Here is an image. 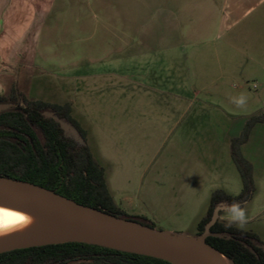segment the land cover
<instances>
[{"label": "rangeland", "instance_id": "374dc122", "mask_svg": "<svg viewBox=\"0 0 264 264\" xmlns=\"http://www.w3.org/2000/svg\"><path fill=\"white\" fill-rule=\"evenodd\" d=\"M108 1L96 6L92 15L82 8L61 9L64 14L59 16L57 30L39 41L34 61H28L20 78L21 87L27 98L75 99L76 115L87 128L96 154L114 171L119 189L114 197L126 216L145 217L155 228L173 234L197 236L196 225L210 195L203 183L182 193L177 189V195L174 192L179 179L172 172L180 173V147L190 143L188 133L193 134L203 121L235 137L249 116L264 112V54L244 55L250 40L228 39L234 33L230 29L195 46L179 45L169 54L171 59L165 53L134 55L125 44L135 41L111 37L123 31L128 38L133 35L134 8H117L113 0ZM215 50L230 52H219L220 62H216ZM186 52H191L187 61ZM119 66L123 86L97 79L85 96L88 70L108 73ZM240 95L245 97L243 106L233 103ZM64 128L69 136L75 135L67 125ZM241 149L252 164L255 181L251 199L242 206L250 217L242 228L256 230L264 239V123L252 127ZM232 167L216 188L223 186L235 195L241 180ZM122 196L129 197V205L120 200ZM142 198L152 213L146 211Z\"/></svg>", "mask_w": 264, "mask_h": 264}, {"label": "crops", "instance_id": "0c3cea01", "mask_svg": "<svg viewBox=\"0 0 264 264\" xmlns=\"http://www.w3.org/2000/svg\"><path fill=\"white\" fill-rule=\"evenodd\" d=\"M109 2L108 0H0V95H7L14 84L19 86L18 90L25 96L20 78L25 76L27 71L25 66L28 61H34L32 55L34 50H38L39 41L49 37L54 33V30H57L56 24L59 21V16L64 14L61 9L64 7H71L75 10L82 8L83 12H89L92 15L96 6ZM111 2L117 8H134V15L131 19L137 27L132 32L133 35L128 38L129 35H125L124 31L111 35L118 41L125 39L135 41L136 43L134 42L132 45L125 44L126 47L131 48L130 53L134 55L145 53L171 55L172 50L179 45L187 47L191 43L195 46L196 43L208 39V37H219V34H225L230 29H234V33L228 39L250 40L249 49L243 50L244 55L264 54V0H113ZM219 52L223 54L230 51L215 50L216 62H220ZM237 52L240 53V50ZM117 55H121V53H117ZM190 55L191 52H186L185 61ZM217 66H220L219 63ZM108 71V73H104L103 71L88 70L85 73L84 89H87L85 96L89 89L97 84V79L101 80V83L103 80L109 81L113 83L112 86H123L125 78L122 75V67L119 66ZM44 101L68 102L70 104L71 116L84 129L86 144L93 158L103 168L107 189L115 204L122 209L114 197V193L119 192L113 181L114 171L111 170V166L105 164L106 161L102 156L97 155L87 128L78 120L75 99L60 102ZM188 104L186 99V107ZM204 123V121L201 122V126L192 131L193 134L188 133V135L190 134V143L180 147V173L175 170L172 172L173 178L179 179L176 181L179 188L176 186L173 189L176 195L177 189L182 193L184 190H189L190 186L193 189L201 184L202 187V183L203 190L206 188L210 195L220 182H225L224 177L230 168L233 169L229 142L234 136L228 131L221 134L218 131V126H215V129L212 125L207 127ZM242 154L246 157L243 152ZM203 176L206 177L204 182L202 181ZM216 189L228 191L223 186ZM128 199L129 197L122 196L120 200L128 204ZM145 201L142 198V203L147 209L146 211L149 212L150 209ZM202 207L196 219L200 217ZM139 215L144 216L142 213ZM219 217H223V215L220 214ZM254 232L260 237L259 232L256 230ZM260 239L264 241L263 238L260 237Z\"/></svg>", "mask_w": 264, "mask_h": 264}, {"label": "trees", "instance_id": "16d2710c", "mask_svg": "<svg viewBox=\"0 0 264 264\" xmlns=\"http://www.w3.org/2000/svg\"><path fill=\"white\" fill-rule=\"evenodd\" d=\"M0 102L11 106L0 112V175L30 181L62 194L78 203L154 227L141 216H126L113 201L104 179L103 168L86 144L84 129L71 116L68 102L53 103L26 98L13 84ZM68 122L79 140L65 134L60 122ZM264 123V112L249 116L229 142V153L241 180V189L229 194L211 192L205 214L197 222L201 234L218 205L247 203L255 190L252 164L241 152L252 127ZM221 211H219V214ZM205 241L230 258L234 264H264V242L252 230L228 224L217 218ZM172 264L153 256L122 251L96 244L68 241L0 253V264Z\"/></svg>", "mask_w": 264, "mask_h": 264}, {"label": "water", "instance_id": "95a60500", "mask_svg": "<svg viewBox=\"0 0 264 264\" xmlns=\"http://www.w3.org/2000/svg\"><path fill=\"white\" fill-rule=\"evenodd\" d=\"M11 106L0 102V112ZM64 132V124L57 119ZM66 134V132H65ZM68 135V134H66ZM69 136V135H68ZM0 200L27 206L54 219L63 231L62 238L42 236L0 241V253L31 246L78 241L128 251L167 260L172 264H234V262L205 241L207 236H222L210 231L223 205L216 206L201 234L194 237L173 234L84 205L39 184L0 175Z\"/></svg>", "mask_w": 264, "mask_h": 264}, {"label": "bare ground", "instance_id": "6f19581e", "mask_svg": "<svg viewBox=\"0 0 264 264\" xmlns=\"http://www.w3.org/2000/svg\"><path fill=\"white\" fill-rule=\"evenodd\" d=\"M0 208H4L7 211L19 212L22 215H28L31 217V222L27 227L0 234V241L42 236H52L53 239H59L62 238V235L64 234L60 225L54 219H51L43 213L27 206L0 200Z\"/></svg>", "mask_w": 264, "mask_h": 264}, {"label": "clouds", "instance_id": "9594fccd", "mask_svg": "<svg viewBox=\"0 0 264 264\" xmlns=\"http://www.w3.org/2000/svg\"><path fill=\"white\" fill-rule=\"evenodd\" d=\"M245 102V97L243 95L233 98V103L237 106H243ZM221 212L225 213L223 218L228 224H236L241 228L246 225L250 219V217L246 215L245 210L238 203L223 205ZM30 222L31 217L28 215H22L19 212L7 211L4 208H0V234L20 230L27 227Z\"/></svg>", "mask_w": 264, "mask_h": 264}, {"label": "flooded vegetation", "instance_id": "af4514ba", "mask_svg": "<svg viewBox=\"0 0 264 264\" xmlns=\"http://www.w3.org/2000/svg\"><path fill=\"white\" fill-rule=\"evenodd\" d=\"M220 211H221V210H220ZM221 213H222V212H221ZM221 213H220V214H221ZM220 214H219V215H220ZM219 215H218V217H217V218H220V217H219ZM220 219H221V218H220ZM263 242H264V241H263Z\"/></svg>", "mask_w": 264, "mask_h": 264}]
</instances>
